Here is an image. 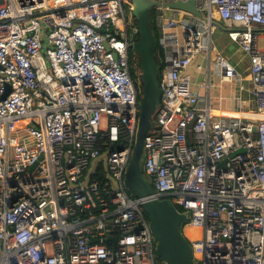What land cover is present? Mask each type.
<instances>
[{
    "label": "built area",
    "instance_id": "2783aa9c",
    "mask_svg": "<svg viewBox=\"0 0 264 264\" xmlns=\"http://www.w3.org/2000/svg\"><path fill=\"white\" fill-rule=\"evenodd\" d=\"M153 1L161 96L143 176L153 199L189 214L195 264H264V0ZM187 1L202 17L168 7ZM132 10V0H0V264H166L144 200L125 186L142 96ZM220 26L244 73L217 48ZM222 86L263 117L215 114ZM104 153L108 172L83 187Z\"/></svg>",
    "mask_w": 264,
    "mask_h": 264
},
{
    "label": "water",
    "instance_id": "95a60500",
    "mask_svg": "<svg viewBox=\"0 0 264 264\" xmlns=\"http://www.w3.org/2000/svg\"><path fill=\"white\" fill-rule=\"evenodd\" d=\"M157 4L153 0H132V14L137 22L138 40L131 46L140 61L142 96L139 105V123L136 143L126 175L125 186L136 198L144 200L142 207L149 218L152 235L157 242L156 256L166 264H195L192 256V248L182 234V227L189 222V214H183L174 207L170 200L153 199L155 188L143 176L142 162L144 154V142L146 136L153 128V118L160 103L161 91L159 88V74L161 65L156 63L158 52V36L152 26V10ZM169 8L190 12L202 17L196 8L194 1L178 2L169 4ZM221 29H228L220 26ZM6 93L3 99L9 94ZM236 152L232 157L242 153ZM102 164L104 171L108 172V153H104L93 161L83 182L86 187L98 174L99 165ZM226 161L222 163L225 167ZM36 168V165L32 170ZM107 179L112 188L118 190L117 183L108 174ZM76 188V186H73ZM116 238L108 239L116 249Z\"/></svg>",
    "mask_w": 264,
    "mask_h": 264
},
{
    "label": "crops",
    "instance_id": "0c3cea01",
    "mask_svg": "<svg viewBox=\"0 0 264 264\" xmlns=\"http://www.w3.org/2000/svg\"><path fill=\"white\" fill-rule=\"evenodd\" d=\"M229 38V42L227 43L226 45V48L224 49H220L218 47V43H216L217 45V48L219 50H221L222 52H224V54L226 55V57H228L231 62L236 65V67L238 68V71L240 73H244L245 70L247 69L248 65H249V61H247V59H244L241 55V52L239 51V48L237 46V44H235V42H233V40L228 36ZM233 42V43H232ZM234 44V46H236V51H234L232 54L230 55H227V50L232 47V45ZM236 54L239 55V59H235L234 57L236 56ZM189 74L192 76V79H193V83H194V86H197L199 83L203 82V79H204V75L201 74V73H198L196 71V68L195 66L191 67L189 69ZM194 74V76H193ZM223 88H216L213 90L212 94L221 98L222 96L226 97V100L225 101H222V102H219L217 101L216 104H214V107L216 110H218V112H216L215 114H221L223 116H227V117H234V118H237L238 115L236 113H240V112H246V113H254L252 110H246V111H241V109H239L238 107H235V103L234 101H232L231 99H228L227 98L233 94L231 93L232 92V89L227 87V86H222ZM247 98V96H246ZM220 110V111H219ZM255 114V113H254ZM247 119V118H246Z\"/></svg>",
    "mask_w": 264,
    "mask_h": 264
},
{
    "label": "rangeland",
    "instance_id": "374dc122",
    "mask_svg": "<svg viewBox=\"0 0 264 264\" xmlns=\"http://www.w3.org/2000/svg\"><path fill=\"white\" fill-rule=\"evenodd\" d=\"M228 36H229V32L228 31L223 30L221 28H218V31L216 32V34L214 36L215 44L218 43V47L220 49L226 48L227 43L230 41ZM260 45H261V47H263V42L262 41H261ZM227 51H228L227 55L232 54L234 51H236V46H234V44H233L232 47H230ZM162 58H163L162 54L158 51L157 55H156V63H157V65H161ZM234 58L235 59H239V55L236 54V56ZM193 76H194V74H193ZM153 123L155 124L154 120H153ZM144 177L147 179L146 176H144Z\"/></svg>",
    "mask_w": 264,
    "mask_h": 264
},
{
    "label": "bare ground",
    "instance_id": "6f19581e",
    "mask_svg": "<svg viewBox=\"0 0 264 264\" xmlns=\"http://www.w3.org/2000/svg\"><path fill=\"white\" fill-rule=\"evenodd\" d=\"M236 114L238 115L237 118H247V119H251V120H259L261 117H263V116L258 115V114H254V113L248 114L246 112H240V113H236Z\"/></svg>",
    "mask_w": 264,
    "mask_h": 264
},
{
    "label": "trees",
    "instance_id": "16d2710c",
    "mask_svg": "<svg viewBox=\"0 0 264 264\" xmlns=\"http://www.w3.org/2000/svg\"><path fill=\"white\" fill-rule=\"evenodd\" d=\"M132 55H133L134 57H137V55L135 54V52L132 53ZM136 62H137L138 64H140V61H139V60H137ZM130 195H131L133 198H135L131 193H130Z\"/></svg>",
    "mask_w": 264,
    "mask_h": 264
},
{
    "label": "flooded vegetation",
    "instance_id": "af4514ba",
    "mask_svg": "<svg viewBox=\"0 0 264 264\" xmlns=\"http://www.w3.org/2000/svg\"><path fill=\"white\" fill-rule=\"evenodd\" d=\"M98 168H99V171H101V170H102V165H99V167H98Z\"/></svg>",
    "mask_w": 264,
    "mask_h": 264
},
{
    "label": "clouds",
    "instance_id": "9594fccd",
    "mask_svg": "<svg viewBox=\"0 0 264 264\" xmlns=\"http://www.w3.org/2000/svg\"><path fill=\"white\" fill-rule=\"evenodd\" d=\"M140 105V104H139ZM153 120H154V118H153ZM139 123V122H138ZM138 131V130H137ZM136 136H137V134H136Z\"/></svg>",
    "mask_w": 264,
    "mask_h": 264
}]
</instances>
